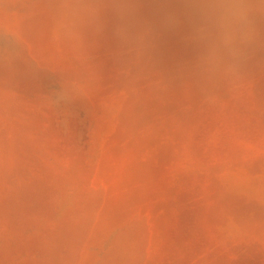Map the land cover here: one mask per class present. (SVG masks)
I'll use <instances>...</instances> for the list:
<instances>
[{"label": "rangeland", "instance_id": "rangeland-1", "mask_svg": "<svg viewBox=\"0 0 264 264\" xmlns=\"http://www.w3.org/2000/svg\"><path fill=\"white\" fill-rule=\"evenodd\" d=\"M0 264H264V0H0Z\"/></svg>", "mask_w": 264, "mask_h": 264}]
</instances>
